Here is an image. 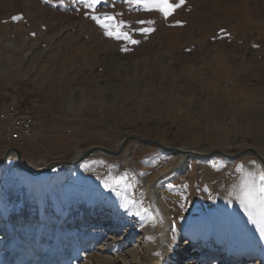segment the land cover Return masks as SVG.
<instances>
[{"label": "rangeland", "instance_id": "obj_1", "mask_svg": "<svg viewBox=\"0 0 264 264\" xmlns=\"http://www.w3.org/2000/svg\"><path fill=\"white\" fill-rule=\"evenodd\" d=\"M86 2L92 0H0V107H29L43 122L35 139H0V158L16 147L22 164L36 169L93 146L115 151L125 137L135 136L201 152L250 148L264 159V0H184L167 18L135 0H99L91 8ZM105 23L130 39L107 35ZM182 154L130 138L116 155L94 151L83 159L84 184L78 172L64 180L57 172L63 166L49 172L55 199L18 183L10 153L0 237L15 238L16 248L0 242V264H24L39 238L36 260L47 258L44 264H99L103 255H124L122 262L130 264L128 248L142 250L131 206L148 213V187L181 158L187 168L167 174L160 189L172 214L189 222L227 207L230 225L244 235L250 221L229 206L227 189L244 163L255 165L259 158L251 152L233 159ZM120 177L125 179L115 183ZM5 218L12 231L3 226ZM111 222L104 235L92 236L90 230ZM209 241L211 249L201 241L190 256L210 261L225 249ZM238 244L248 255L239 262L232 254L229 264H252L264 253L257 240Z\"/></svg>", "mask_w": 264, "mask_h": 264}, {"label": "bare ground", "instance_id": "obj_2", "mask_svg": "<svg viewBox=\"0 0 264 264\" xmlns=\"http://www.w3.org/2000/svg\"><path fill=\"white\" fill-rule=\"evenodd\" d=\"M219 57V60L221 61L220 63L218 61L217 62L218 64L223 65L222 58L221 56ZM121 142L122 141L119 143ZM165 146L171 148L167 150L171 151L175 155L182 154V152H179L177 149L185 148L180 146ZM182 155L184 156V154ZM188 156L189 155H185L184 158H188ZM260 158H262V156H260ZM85 163L87 162L84 161L83 163L80 162L74 165L63 166L64 168H60L57 172L64 177V180L68 179V177L73 172H78L82 183L84 184L85 175L82 164ZM185 167V160L181 158L177 159L175 163L168 164L164 169L156 174L154 180L152 179L153 185L147 189V200L150 202V210L148 213L144 214L140 211L141 214L136 215L135 213L138 212V210L131 206V212L137 217L135 227L141 230L138 246L143 251L138 250V248L135 247L128 248L129 250L126 251V253H129L128 257L130 258V264H224L225 261L229 264L231 262L228 259L230 255L235 254V261H242V258H244V256L247 254V248L238 244L242 238H244L248 244H251L253 240H257V242H259L264 247V207H262L260 204L259 198V189L261 185H264V181H260L258 178V173L260 171H264V159H257L255 165L244 163L242 166L243 173L238 176L227 189V196L229 197V199L228 197L227 199L229 206H232L233 208L237 207L241 214L246 215L250 221L249 226H247L245 229L244 235H242L237 229H233L230 225L231 216L227 207L224 212H221L215 216H211L207 213L197 214L195 218L191 217L189 222H185V220L180 221L177 216L172 214L171 208L164 202L160 194L162 181L167 176V174L169 175V173L171 174L173 172H178V169ZM4 169L5 164L0 166V208H2L4 210V214H6L7 205L2 194V182L7 180L6 175L3 173ZM14 169L20 180L18 183H20L22 187L28 190L34 188L40 195L43 194V192L48 191L52 193L56 199L54 192L55 187L51 182L48 181L49 174L35 176L17 168L16 165ZM40 182L43 183V186L39 184ZM86 186L88 188L90 187V184ZM109 193L111 194V192ZM121 199L123 203L126 204L123 195ZM235 202L237 203L236 205ZM6 220L7 218H5V221ZM110 224H112V222L105 225L106 227L104 228L100 226L101 228L97 227L96 229L91 230V232H101V234L104 235L105 233H103V231L108 232V230L111 229L112 225ZM3 226H8L11 231L13 229L11 221H6ZM37 226H39V229L42 227L41 220L37 221ZM199 229L202 230L199 231ZM184 235L187 238L184 239L182 244L183 246H180L179 243L181 242V238H183ZM149 237L152 239H148ZM2 238H4V236ZM2 238L0 237V240ZM210 239L216 243L215 245L225 247L223 251L214 255L216 258L207 261L205 260L206 256H203L201 260L196 258V255L190 256L191 252L194 254V251L197 249L196 245L201 244L199 243L201 241H204L202 244H205L206 248L209 247L208 245ZM39 240L40 238L38 239V243H36L35 248L30 250V254L28 256L29 258L25 260L24 264H26L28 261L30 264H33V262H36L37 264H44V262L47 261V258L41 262L36 260V249L40 245ZM0 242H4V247H7L8 249H13V247L16 246L15 238L13 239L10 237L6 240L4 238V240H1ZM190 244L191 247H189ZM114 246L117 247V244ZM209 248L211 249V247ZM105 251L106 247L104 248L103 245H101L99 253L102 254ZM157 252L160 253L159 256L156 255ZM124 259V255L119 257H108L103 255L100 258L99 264H124L122 262ZM263 260L264 253H261L258 258L252 260V264H264Z\"/></svg>", "mask_w": 264, "mask_h": 264}, {"label": "water", "instance_id": "obj_3", "mask_svg": "<svg viewBox=\"0 0 264 264\" xmlns=\"http://www.w3.org/2000/svg\"><path fill=\"white\" fill-rule=\"evenodd\" d=\"M130 138H134L136 140L150 141V142L154 143L155 145H158L159 147H161L165 150L171 149V148L165 146L164 144H162L158 140L139 138V137H135V136H128L122 140L119 148L116 149L115 151H110L109 149L101 147V146H93V147L89 148L85 153L77 155L76 157H74L73 159H71L69 161H54V162L49 163L46 166L36 168V169H31V168H28L22 164L21 154H20L19 150L16 147H9V148H6L4 150V152L0 158V166H2L3 164H6L8 157H9V154L13 153L15 156L14 160H15V165L17 168H19V169H21V170H23L29 174L35 175V176H39L41 174H49V172H51L53 169H55L58 166H69V165H74V164L80 163L81 161H83V159L88 157L94 151H102V152L110 154V155H116L117 153H119L122 150L124 145H126V142L128 141V139H130ZM177 150H179V152H183V154H185V155H191V156L198 157V158H209V157L214 156V155H220L222 157L232 158V159L237 158L239 156H242L244 153L251 152L254 155L258 156L259 159H262V158H260L261 155L256 150H253L250 148H247V149L240 151L236 154H226L221 150H210L207 152H203V151L201 152V151H198L195 149H186V148H181V149H177Z\"/></svg>", "mask_w": 264, "mask_h": 264}, {"label": "built area", "instance_id": "obj_4", "mask_svg": "<svg viewBox=\"0 0 264 264\" xmlns=\"http://www.w3.org/2000/svg\"><path fill=\"white\" fill-rule=\"evenodd\" d=\"M43 122L29 107H0V139L10 143L35 139L43 134Z\"/></svg>", "mask_w": 264, "mask_h": 264}, {"label": "snow or ice", "instance_id": "obj_5", "mask_svg": "<svg viewBox=\"0 0 264 264\" xmlns=\"http://www.w3.org/2000/svg\"><path fill=\"white\" fill-rule=\"evenodd\" d=\"M128 2H132V0H128ZM137 4L143 3L145 5L146 10H156L159 11L164 15L165 18H167L169 15H171L177 8H179L183 3L184 0H179L178 3H172L171 0H135ZM99 3V0H92L91 3L86 2L85 7L91 8L93 7V4ZM150 4V7H149ZM13 19H19V17H13ZM93 19H96L98 23H101L100 19L98 17H93ZM106 20H114V17H105ZM141 23H144L141 21ZM147 23H152L151 21H148ZM102 26L107 30V35L114 36L115 38L119 39L121 36H124L125 38L130 39V37L127 36V33H123L120 31H114L108 24H102ZM122 26V22L120 25H116V28H119ZM143 31L149 32L152 31V29H143ZM132 43H139V41L132 40ZM258 178L260 181H264V171H260L258 173ZM125 178L120 177L115 180V183L119 184L121 183ZM106 187H110V185L106 184ZM259 198H260V204L262 207H264V185H261L259 189ZM135 203V202H134ZM141 211L147 212V209H142ZM136 215H140L141 212L138 211L135 213ZM148 239H152L149 237ZM157 256L160 255L159 252L156 253Z\"/></svg>", "mask_w": 264, "mask_h": 264}]
</instances>
